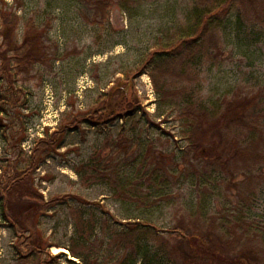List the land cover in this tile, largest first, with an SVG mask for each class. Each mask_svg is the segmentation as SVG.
Listing matches in <instances>:
<instances>
[{
  "label": "rangeland",
  "instance_id": "374dc122",
  "mask_svg": "<svg viewBox=\"0 0 264 264\" xmlns=\"http://www.w3.org/2000/svg\"><path fill=\"white\" fill-rule=\"evenodd\" d=\"M190 1L111 0L102 14L92 0H0V177L20 172L39 140L103 108L99 96L125 113L117 101L126 88L136 106L105 125L66 129L59 148L37 156L28 180L49 210L28 216L31 202L12 194L4 211L0 200V264H46L51 256L78 264L66 248L80 252L82 237L100 263L113 264L110 237L116 221L128 220L152 225L170 247V228L203 223L215 244L232 241L229 252L264 264V0H241L239 29L184 77L170 76L177 64L142 71L183 25ZM193 100L211 115L204 128L220 120L207 135L223 153L218 164L188 150L191 122L181 114ZM224 166L242 172L230 178Z\"/></svg>",
  "mask_w": 264,
  "mask_h": 264
},
{
  "label": "trees",
  "instance_id": "16d2710c",
  "mask_svg": "<svg viewBox=\"0 0 264 264\" xmlns=\"http://www.w3.org/2000/svg\"><path fill=\"white\" fill-rule=\"evenodd\" d=\"M110 3L111 0H92L91 6H93L94 12L99 13V11H101L102 14H106L109 10ZM240 8L241 0H191L190 6L182 11L183 25L177 30L173 37H170L166 42H161L160 45L158 44L156 47L157 50L149 56V59L142 67V71H144L147 66L159 68L160 66L169 67L174 64L176 66L177 64L180 72H177L176 76L174 75V71L169 75L175 78L184 77L189 65L193 64V67L199 66L204 58L207 56L209 57L211 53L218 52L220 49V41L226 39L228 35L233 34V26L239 27L241 21ZM230 17H234L235 20H230ZM13 18L14 17L9 20L13 22ZM0 36L2 35L0 34ZM21 56L25 58L31 56V54L25 52V54L23 53ZM2 71L4 72L3 69ZM166 72L167 69L165 73ZM0 79L2 80V77ZM125 86L128 88L129 85ZM9 92L11 91L9 90ZM120 92L117 107L123 101V107L127 106L125 113H121V111L114 112L112 110L113 106L109 104L112 102L104 99L103 96H99L97 101L104 103L103 108L98 109L95 107L85 116L75 117L74 120L70 122L71 124H69L71 126L65 124L63 130L54 131L50 135H47L45 139L39 140L35 143L30 154L28 160L30 164L21 165L20 172L16 174L0 177V200L1 207L4 211L7 208H11L10 196L12 194L31 202L30 205L24 208V212H27L28 216H39L49 210L50 202L43 203V198L33 190L28 180V174L37 168L38 163L35 162L37 156L39 154L42 155L46 151L48 152L50 148L53 150L59 148L63 138L62 135L66 129H77L81 124L98 127L112 122L115 119H122L132 114L136 110V106H134L133 102H129L131 93L126 88L121 89ZM194 102L193 100V105L191 104V106L181 114V117H187L191 122L184 132L188 140V150L205 158L213 156L216 158L218 164L220 157H222L221 154L223 153H216L207 135L215 131V129H218L220 120L212 119L210 121L211 124L209 125L208 121V127L204 128L202 122H205L207 117L211 115ZM250 106L251 105L248 107ZM241 107L242 106L238 103L236 109L240 110ZM247 110H249V108H247L246 111ZM0 112L2 113L1 110ZM17 114L21 115L19 112ZM235 117L236 116L233 115L231 118L232 122L235 121ZM238 125L243 126L239 123ZM240 129L241 131H245L241 127ZM204 136H206L205 139ZM241 138L240 134L235 136L234 141L236 145H244V141H242ZM205 143H209L210 145ZM227 145L223 150L235 154V151L232 150H237L238 148L232 146L228 147ZM240 150L242 152L238 153L245 158V150ZM256 155L251 160H255ZM244 161L246 162L247 160L244 159ZM222 168L230 175V178H234L235 171L237 173L242 172L240 168H234V170L228 166ZM245 175H247L246 172ZM1 218L3 220H9L5 212L2 213ZM87 224V229L89 230L91 225L89 223ZM116 224L120 230L113 233L109 242L111 250L116 253L115 263L113 264H246V262L242 260V257L235 256V252H229L228 249L234 245L232 241L228 240L224 246L215 244L209 236V232L212 228L203 223L199 224L196 222L193 228V222L191 225L181 222L179 225L170 228L168 233L169 236L173 238V245L171 247L165 240L162 241L159 238L161 234H157L156 232H158V230L152 225L130 220L124 223L116 221ZM11 225L13 228H16L15 223ZM23 227L27 231L30 230L26 228V224H24ZM91 228L94 229V225L91 226ZM80 235H82V233ZM16 236L21 237L17 234ZM82 240L84 242L80 245V252L72 249L70 246L66 248L71 252L72 257L80 259L78 264H105L104 262L100 263L98 261L99 259L94 256V252L92 253L91 250L86 247L88 239H83L82 237ZM25 241L29 243L30 236L26 237ZM30 244L34 246L33 248L38 249L36 246L39 245V243L33 244L30 242ZM155 244L157 246H155ZM163 249H167L168 251L165 252ZM175 252L179 254V257L172 258ZM56 263L57 256H51L46 264ZM70 263L74 264V262Z\"/></svg>",
  "mask_w": 264,
  "mask_h": 264
},
{
  "label": "bare ground",
  "instance_id": "6f19581e",
  "mask_svg": "<svg viewBox=\"0 0 264 264\" xmlns=\"http://www.w3.org/2000/svg\"><path fill=\"white\" fill-rule=\"evenodd\" d=\"M54 253L56 254V253H60V252H62V251H65V250H63V249H61V248H54Z\"/></svg>",
  "mask_w": 264,
  "mask_h": 264
}]
</instances>
